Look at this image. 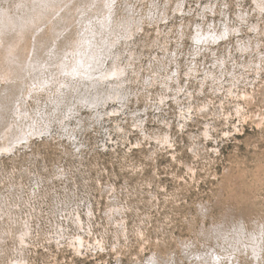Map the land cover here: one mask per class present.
I'll list each match as a JSON object with an SVG mask.
<instances>
[{
  "label": "rangeland",
  "instance_id": "obj_1",
  "mask_svg": "<svg viewBox=\"0 0 264 264\" xmlns=\"http://www.w3.org/2000/svg\"><path fill=\"white\" fill-rule=\"evenodd\" d=\"M76 1L84 21L55 56L92 45L102 67L118 62L124 97L97 112L89 80L59 65L41 89L21 84L6 121L29 134L0 150V264H264V0ZM18 2L0 11L23 14Z\"/></svg>",
  "mask_w": 264,
  "mask_h": 264
},
{
  "label": "bare ground",
  "instance_id": "obj_2",
  "mask_svg": "<svg viewBox=\"0 0 264 264\" xmlns=\"http://www.w3.org/2000/svg\"><path fill=\"white\" fill-rule=\"evenodd\" d=\"M199 1V0H198ZM197 1V2H198ZM217 1V0H216ZM105 2V0H92L91 4L89 5V8H92L93 6H96L95 9L99 10V8H102L103 5L102 4H98V3H102ZM256 2V0H255ZM259 2V0H258ZM18 9L19 8H24L27 9L24 11L23 14H20L19 11L16 12H11V10L9 9L10 7L7 6H2V10L0 11V80H4V82H6L4 85L0 86V139L4 140L3 144H0V150L5 149V150H10V148L12 147V145L15 143V141L19 140V137H25V133H28L27 131L25 132L26 128L24 127V124L22 123L21 120H16L15 121V125H10L9 122L6 121V119H17L15 115L11 114V109L13 107H11L13 105L12 101L14 102V98L18 97L21 94V91L18 93L19 88L22 86L21 84H25L27 81L26 79L30 76V78H28V82L37 85V88L35 90L41 89L42 86H46V84L48 83V81L46 80L47 77L45 75V70L46 69H53L54 67H56L55 65H59L60 68H70L72 69L75 73L76 69L80 72V74H83V77L88 79V83H85V85L87 86L88 93H92L90 88H93L96 92L94 94L93 97H90L89 99H83L82 101H86L89 103V105L93 106L94 108H96L97 112H100V107L102 104L104 106V108L106 107L107 103L109 104V99H112L113 101H116L117 99L120 100L122 96L119 92H117V90L120 87V84L122 82V80H124L122 78V69L119 67L118 62H116V60L112 59V63L110 64V66L108 67H102L103 66V61L105 60H101L100 58L95 57V52H92V49H90V45H85L83 47V49H79L78 54L71 60L70 63L66 62V59L63 53H60L59 56H55L57 54V47L55 44V42L57 41L58 37L62 34L63 31L66 30V27L69 26L70 21H84V18H80L78 20H74L75 15L78 13H81L82 11L78 8V1L76 0H19L18 2ZM129 3H131L129 1ZM210 3V2H208ZM260 3V2H259ZM263 3V2H262ZM98 4V5H97ZM203 4V3H202ZM208 5V4H207ZM258 6V4H257ZM137 8V7H136ZM207 8V7H206ZM259 8V7H257ZM16 9V8H14ZM22 9V10H24ZM262 8L258 9L261 10ZM20 10V9H19ZM181 11V10H180ZM184 11V10H183ZM186 11V9H185ZM178 12V11H177ZM243 12V11H242ZM249 12V11H248ZM247 12V14H248ZM226 13V12H225ZM224 13V14H225ZM241 13V12H240ZM244 13V12H243ZM239 14V13H238ZM185 15V14H184ZM242 15V14H241ZM250 15V14H248ZM228 17V16H227ZM231 17V16H230ZM239 17V16H238ZM247 17V16H246ZM136 18V17H135ZM168 18V17H167ZM241 18V17H240ZM165 19V18H164ZM248 19V18H247ZM146 20V19H145ZM228 20V19H227ZM242 20V19H241ZM161 21V20H160ZM159 21V22H160ZM233 21V20H232ZM259 21V20H258ZM257 21V22H258ZM226 22V21H225ZM245 22V21H244ZM184 23V22H183ZM229 23V22H228ZM233 23V22H232ZM231 23V24H232ZM260 22H258L259 24ZM201 24V23H199ZM226 24V23H225ZM213 25V24H212ZM216 25V24H215ZM215 25L213 27H215ZM221 25V24H220ZM233 25V24H232ZM184 26V24H182V27ZM211 26V24H210ZM235 26V24H234ZM160 27V26H159ZM203 27V26H201ZM219 27V26H218ZM233 27V26H232ZM239 27V26H238ZM254 27H258V25L256 24ZM140 28V27H139ZM217 28V27H216ZM214 28V29H216ZM227 28V27H225ZM223 28V29H225ZM235 28V27H234ZM259 28V27H258ZM122 29V28H121ZM205 29V28H204ZM213 29V28H212ZM228 29V28H227ZM232 29V28H231ZM256 29V28H255ZM199 30V29H198ZM237 30V28H236ZM235 30V31H236ZM239 30V29H238ZM108 31V30H107ZM216 31V30H215ZM219 31V30H218ZM224 31V30H222ZM253 31V30H252ZM261 31V30H260ZM97 32V31H95ZM182 32L183 29H182ZM226 32V31H225ZM224 32V33H225ZM239 32V31H237ZM256 32V31H255ZM134 33V32H133ZM203 33H205V31L203 30ZM220 33V32H219ZM261 33V32H260ZM227 34V33H225ZM224 34V35H225ZM228 34H230V32L228 31ZM262 34V33H261ZM124 35V34H123ZM126 35V34H125ZM216 35V34H215ZM219 35V34H218ZM257 36V35H256ZM260 36V35H259ZM257 36V37H259ZM118 37V36H117ZM125 37V36H124ZM201 38H198L201 42L202 38L203 39H207V36H200ZM228 37V36H227ZM226 37V38H227ZM222 38V36H221ZM239 38V37H238ZM237 38V39H238ZM85 38H81L79 37L78 39H75V42H77V44L72 47V49L74 50L76 47L79 48V45L82 43V41ZM119 39V37H118ZM225 39V37H224ZM240 39V38H239ZM243 39V38H242ZM253 39V38H252ZM260 39V38H259ZM125 40V39H124ZM130 40V39H129ZM210 40V39H208ZM220 40V39H219ZM262 40V39H261ZM112 41V40H111ZM123 41V40H121ZM240 40H238L239 42ZM243 41V40H242ZM126 42V41H125ZM130 42V41H129ZM197 42V41H195ZM204 42V41H203ZM217 42V41H216ZM216 42L214 44H216ZM241 42V41H240ZM247 42V41H246ZM260 42V40H259ZM58 42H56L57 44ZM136 43V42H135ZM199 43V42H198ZM196 43V44H198ZM208 43V42H207ZM211 43V42H210ZM237 43V42H236ZM251 43V42H250ZM249 43V44H250ZM254 43V42H253ZM127 44V43H126ZM209 44V43H208ZM228 44V43H227ZM261 44V43H260ZM199 45V44H198ZM206 45V44H205ZM210 45V44H209ZM231 45V44H230ZM247 45V43L245 44ZM244 45V46H245ZM58 46V45H57ZM94 46V45H93ZM241 46V44L239 45ZM243 46V45H242ZM56 47V49H55ZM219 47V46H218ZM229 47V46H228ZM231 47V46H230ZM247 46H245L246 48ZM259 47V44L258 46ZM89 48V49H88ZM200 48V47H199ZM202 48V47H201ZM210 48V47H209ZM251 48V45H250ZM249 48V49H250ZM55 49V50H54ZM121 50V49H120ZM178 50V49H177ZM180 50V49H179ZM211 50H215L214 49H210ZM229 50V49H228ZM244 50V49H243ZM248 50V49H247ZM63 51V49H62ZM61 51V52H62ZM65 51V50H64ZM129 51V50H128ZM182 51V50H180ZM206 51V50H205ZM209 51V52H210ZM246 51V50H244ZM252 51V49H251ZM122 52V51H121ZM178 52V51H177ZM193 52V51H192ZM114 53V51L112 52ZM116 53V52H115ZM118 53V52H117ZM116 53V54H117ZM127 53V52H126ZM179 53V52H178ZM177 53V55H178ZM191 53V52H190ZM189 53V54H190ZM73 54V53H72ZM115 54V56H116ZM181 54V53H180ZM185 54V53H184ZM183 54V55H184ZM192 54V53H191ZM202 54V53H200ZM214 54V53H213ZM105 56H109L110 54H108V51L105 52L104 54ZM158 55V54H157ZM186 55V54H185ZM188 55V54H187ZM229 55V54H228ZM244 55V54H243ZM125 56V55H124ZM189 56V55H188ZM216 56V54H215ZM114 57V56H113ZM193 57V56H192ZM228 57V56H227ZM110 58V57H109ZM126 58V57H125ZM177 58V57H176ZM188 58V57H187ZM190 58V57H189ZM220 58V57H219ZM223 58V57H222ZM225 58V57H224ZM252 58V57H251ZM107 59V58H106ZM132 59V58H131ZM134 59V57H133ZM178 59V58H177ZM221 59V58H220ZM199 61V59H197ZM219 60V59H218ZM217 60V62H218ZM226 60V59H224ZM133 61V60H132ZM155 61V60H154ZM227 61V60H226ZM134 62V61H133ZM152 62V60H151ZM172 62V61H171ZM232 62V61H231ZM252 62V60L250 61ZM98 64L99 67H97L95 64ZM198 63V62H197ZM65 64H67V67H64ZM167 64V63H166ZM222 64V62H221ZM220 64V66H221ZM225 64V63H224ZM236 64V63H235ZM234 64V65H235ZM244 64V63H243ZM246 64V62H245ZM256 64V63H255ZM131 65V64H130ZM173 65V64H172ZM181 65V64H180ZM218 65V64H216ZM223 65V64H222ZM239 65V63L237 64ZM249 65V64H248ZM132 66V65H131ZM130 66V67H131ZM143 66V65H142ZM205 66V65H204ZM219 66V67H220ZM224 66V65H223ZM233 66V65H232ZM250 66V65H249ZM201 67V66H200ZM199 67V68H200ZM206 67V66H205ZM214 67V66H213ZM216 67V66H215ZM214 67V68H215ZM218 67V66H217ZM251 67V66H250ZM148 68V67H147ZM169 68V67H168ZM208 68V67H207ZM210 68V67H209ZM224 68V67H223ZM95 69V70H94ZM172 69V68H171ZM124 70V69H123ZM128 70V69H127ZM219 70V69H218ZM225 70V68L223 69ZM221 70V71H223ZM231 70V69H230ZM228 69V71H230ZM143 71V70H142ZM215 71V70H214ZM227 71V69H226ZM129 71H127L128 73ZM145 72V71H144ZM217 72V70H216ZM224 72V71H223ZM64 73V72H63ZM66 73V72H65ZM64 73V74H65ZM78 73V72H76ZM75 73V74H76ZM168 73V72H167ZM222 73V72H221ZM225 73V72H224ZM227 73V72H226ZM63 74V77H64ZM142 74V73H141ZM154 74V73H153ZM228 74H231L228 73ZM71 75V74H70ZM150 75V74H149ZM224 75V74H223ZM77 76V75H76ZM127 76V75H126ZM129 76V75H128ZM127 76V77H128ZM145 76V75H144ZM153 76V75H152ZM215 76V75H214ZM222 76V74L220 75ZM62 77V78H63ZM74 77V76H72ZM131 77V76H130ZM133 77V76H132ZM219 77V76H218ZM231 77H233L231 75ZM78 78V76H77ZM141 78V77H139ZM205 78V77H204ZM223 78V77H222ZM237 78V77H236ZM15 79H19V83H15L14 80ZM68 79V78H67ZM70 79V77H69ZM82 79V78H81ZM55 80V79H54ZM72 80V79H71ZM74 80V79H73ZM78 80V79H77ZM84 80V79H83ZM142 80V79H141ZM144 80V79H143ZM165 80V79H164ZM180 80V79H179ZM223 79H221L222 81ZM231 81V79H229ZM228 80V81H229ZM237 80V79H236ZM240 80V79H239ZM75 81V80H74ZM127 81V80H126ZM125 81V82H126ZM135 81V80H134ZM139 81V80H138ZM136 81V82H138ZM169 81V80H168ZM220 81V82H221ZM238 81V80H237ZM78 82V81H77ZM141 82V81H140ZM164 82V81H163ZM162 82V83H163ZM223 82V81H222ZM55 83V82H54ZM57 83V81H56ZM82 83V82H81ZM128 83V82H127ZM170 83V82H169ZM232 83V82H230ZM50 84V83H49ZM74 84V83H73ZM132 84V82L130 83V85ZM139 84V83H138ZM183 84V83H182ZM234 84V83H233ZM103 85L104 86H110L111 89H109L110 92L106 91V89L104 91L108 92L106 95H102L104 93L103 91ZM126 85V83L124 84ZM128 84V86H130ZM162 85V84H161ZM172 85V84H171ZM55 86V85H54ZM63 86V84H62ZM75 86V85H73ZM71 86V87H73ZM78 86V85H77ZM81 85H79L78 87H80ZM83 86V85H82ZM127 86V85H126ZM135 86V85H134ZM163 86V85H162ZM170 86V85H169ZM174 86V85H172ZM236 86V85H234ZM61 87V86H59ZM76 87V86H75ZM74 87V88H75ZM77 87V88H78ZM125 88V86H123ZM175 87V86H174ZM16 88V90H14ZM45 88V87H44ZM48 88H50V86H48ZM54 87L51 88V90ZM70 88V86H69ZM85 88V86H84ZM130 88V87H129ZM132 88V86H131ZM146 88V87H145ZM187 88V86H186ZM73 89V88H72ZM123 89V88H122ZM127 89V88H126ZM134 89V88H133ZM165 89V88H164ZM173 89V88H172ZM190 89V87H189ZM48 90V89H47ZM50 90V89H49ZM50 90V91H51ZM55 90V89H54ZM57 92H60L59 89H57ZM74 90V89H73ZM84 90V89H82ZM86 90V89H85ZM93 90V91H94ZM132 90V89H130ZM139 90V89H138ZM147 90V89H145ZM149 90V89H148ZM166 90V89H165ZM171 90V89H170ZM184 90V89H182ZM34 91L33 88L29 89L26 91V95H30V93H32ZM46 91V90H45ZM56 91V90H55ZM119 91V90H118ZM143 91V90H142ZM188 91V90H187ZM47 92V91H46ZM45 92V93H46ZM53 92V90H52ZM56 92V93H57ZM70 93V91H68ZM79 92V91H78ZM77 92V93H78ZM83 92V91H81ZM134 92V91H132ZM148 92V91H147ZM17 93V94H16ZM48 93V92H47ZM51 93V92H50ZM80 93V92H79ZM124 93V92H123ZM127 93V91H126ZM53 94V93H51ZM55 94V93H54ZM133 94V93H131ZM137 94V93H136ZM135 94V95H136ZM139 94H141L139 92ZM144 94V93H143ZM167 94V93H166ZM186 94V93H185ZM36 95V94H35ZM42 95V94H41ZM56 95V94H55ZM80 95V94H79ZM91 95V94H90ZM89 95V96H90ZM129 95V94H126ZM39 96V95H38ZM48 96V95H47ZM77 96V95H76ZM88 96V95H87ZM151 96V95H150ZM170 96V95H169ZM180 96V95H177ZM176 96V97H177ZM32 97H34L32 95ZM37 97V95H36ZM34 97V99L36 98ZM80 97V96H79ZM129 97V96H128ZM38 98V97H37ZM52 98V96H51ZM49 98V99H51ZM77 98V97H75ZM147 98V96H146ZM25 99V98H23ZM78 99V98H77ZM124 99V98H123ZM153 99V98H152ZM151 99V100H152ZM179 99V98H178ZM52 100V99H51ZM64 100V99H63ZM76 100V99H75ZM118 100V101H119ZM122 100V99H121ZM120 100V101H121ZM130 100V99H128ZM36 101V100H35ZM53 101V100H52ZM68 101V99H67ZM77 101V100H76ZM112 102V101H111ZM123 102V101H122ZM129 102V101H128ZM25 103V102H24ZM38 103V102H37ZM79 103V102H77ZM82 103V102H81ZM119 103V102H118ZM121 103V102H120ZM52 104V103H51ZM72 104V103H71ZM69 104V105H71ZM155 104V102L153 103ZM190 104V103H189ZM39 105V104H38ZM37 105V106H38ZM68 105V104H67ZM74 105V104H73ZM72 105V106H73ZM147 105V104H146ZM185 105V104H184ZM14 106V105H13ZM55 106V105H54ZM108 106V105H107ZM115 106V105H114ZM125 106H129V105H125ZM152 106V105H151ZM156 106V105H153ZM182 106V105H181ZM35 107V105H34ZM40 107V106H39ZM57 107V106H55ZM119 107V106H118ZM185 107V106H184ZM183 107V108H184ZM44 108V107H41ZM52 108V107H51ZM50 108V110H51ZM75 109V106L72 107V109ZM79 108V107H78ZM91 108V107H89ZM108 108V107H107ZM113 108V107H112ZM115 108V107H114ZM121 108V107H120ZM119 108V109H120ZM181 108V107H180ZM54 109V108H52ZM60 109V108H59ZM103 109V108H102ZM106 109V108H105ZM104 109V110H105ZM116 109V108H115ZM114 109V111H115ZM16 110V109H15ZM49 110V109H48ZM49 110V111H50ZM64 110V109H63ZM77 110V109H75ZM107 110V109H106ZM112 110V109H111ZM127 110V109H126ZM135 110V109H134ZM46 112V113H49ZM53 111V110H52ZM122 111V110H121ZM137 110H135L136 112ZM31 112V111H30ZM43 111H40V114ZM131 112V111H130ZM54 113V111H53ZM101 113V112H100ZM118 113V112H117ZM23 111L22 108L20 110H18V112L16 111V115L18 116H22ZM57 114V113H56ZM64 114V113H63ZM95 114V113H94ZM136 114V113H135ZM134 114V115H135ZM182 114V113H181ZM187 114V113H186ZM52 114L50 113L49 116H51ZM58 115V114H57ZM110 114L106 115L109 116ZM115 115V114H114ZM48 116V117H49ZM62 116V115H61ZM67 116V114L65 115ZM64 116V117H65ZM70 116V115H69ZM74 116V115H73ZM111 116V115H110ZM139 116V115H138ZM28 117V116H27ZM38 117V116H37ZM63 117V116H62ZM80 117V116H79ZM114 117V116H113ZM120 117V116H119ZM47 118V117H46ZM53 118V117H52ZM44 119V116H43ZM55 119V118H53ZM52 119V120H53ZM61 119V117H60ZM186 119V117H185ZM29 120V119H28ZM45 120V119H44ZM49 120L50 122V117L49 119H47V121ZM64 120V119H63ZM82 120V119H81ZM99 120V119H98ZM111 120V119H110ZM119 120V119H117ZM135 120V119H134ZM65 121V120H64ZM115 121V120H114ZM136 121V120H135ZM138 121V120H137ZM36 122V120H35ZM41 122V120H40ZM38 122V123H40ZM61 122V121H60ZM142 122V121H141ZM44 123V122H42ZM47 123V122H46ZM53 123V121H51V124ZM81 123V122H80ZM118 121H117V125H118ZM140 123V121H139ZM137 122V124H139ZM49 124V123H48ZM47 124V125H48ZM67 124V123H66ZM65 124V125H66ZM101 124V123H100ZM183 124H185V122H183ZM46 125V126H47ZM56 125V124H55ZM64 125V124H63ZM62 125V126H63ZM69 125V124H68ZM33 126V125H32ZM35 126V125H34ZM33 126V127H34ZM37 126V124H36ZM49 126V125H48ZM51 126V125H50ZM60 126V125H59ZM120 126V125H119ZM140 126V125H139ZM30 127V126H29ZM32 128V127H31ZM40 128V127H38ZM42 128V127H41ZM70 128H73L72 126ZM85 128V127H84ZM104 128V127H103ZM119 128V127H118ZM45 129V128H44ZM74 129V128H73ZM71 129V130H73ZM122 129V128H120ZM29 130V129H28ZM47 130V129H46ZM68 130V129H67ZM110 130V129H109ZM108 130V131H109ZM141 130V128H140ZM143 130V129H142ZM43 131V130H42ZM45 131V130H44ZM144 131V130H143ZM47 132V131H45ZM49 132V131H48ZM72 132V131H70ZM75 132V130H74ZM76 133V132H75ZM111 132H109L110 134ZM25 134V135H24ZM29 134V133H28ZM43 134V133H42ZM42 134H39V136L41 137ZM68 134V133H67ZM71 134V133H69ZM24 135V136H23ZM28 136V135H26ZM110 136V135H109ZM75 137V136H74ZM73 137V138H74ZM23 140V139H22ZM57 140V139H54ZM24 141V140H23ZM27 141V140H26ZM30 141V140H29ZM107 146V145H106ZM7 152V151H6ZM12 152V151H10ZM5 153V152H3ZM8 153V152H7ZM9 154V153H8ZM7 154V155H8ZM31 191V190H30ZM9 198V197H8ZM20 198V197H19ZM63 205V204H62ZM1 207V206H0ZM69 212V211H68ZM82 217V215H81ZM9 218L12 220L13 224L15 225H20V227L22 228V225L24 226V224H22V222L19 219L14 218L13 216L9 215ZM73 220V219H72ZM64 224V223H63ZM19 227V226H18ZM236 229V228H235ZM234 229V230H235ZM243 229V228H242ZM245 231L246 228H244ZM24 233H26V230L22 229ZM229 230V229H228ZM241 230V229H240ZM0 231L3 233V228L2 226H0ZM232 231V230H231ZM242 231V230H241ZM225 232V231H224ZM230 232V231H229ZM237 231H235L236 233ZM245 233V232H244ZM247 233V232H246ZM232 234V233H231ZM242 234V233H241ZM253 234V233H252ZM230 236V234H228ZM236 236V234H234ZM244 235V234H243ZM82 236V235H81ZM218 236V235H217ZM225 236V235H224ZM233 236V235H232ZM237 236H241L240 234H238ZM228 236H226L224 241H227ZM242 237V236H241ZM257 237V236H256ZM255 237V239H256ZM229 238V237H228ZM231 238V236H230ZM228 239L227 242H230L231 239ZM236 238V237H235ZM240 238V237H239ZM243 238V237H242ZM245 238L246 235H245ZM244 238V239H245ZM250 238V237H248ZM254 238V237H251ZM242 239V241L244 240ZM223 240V239H222ZM230 240V241H229ZM248 240V239H247ZM85 241V240H84ZM249 241V240H248ZM238 242V241H237ZM255 242V241H253ZM247 243V242H246ZM257 243V242H256ZM221 244V243H220ZM232 244V243H231ZM235 244V243H234ZM244 244V242L242 243ZM258 244V243H257ZM260 244V243H259ZM247 245V244H246ZM236 246V244H235ZM252 243L250 244V250H252ZM255 246V245H254ZM259 246V245H258ZM257 246V247H258ZM241 247V246H240ZM239 248V247H237ZM255 248V247H253ZM249 249V247H248ZM261 249V248H260ZM253 251V250H252ZM218 254V253H217ZM258 254V253H257ZM260 254V253H259ZM213 255V254H212ZM20 263V262H18Z\"/></svg>",
  "mask_w": 264,
  "mask_h": 264
}]
</instances>
